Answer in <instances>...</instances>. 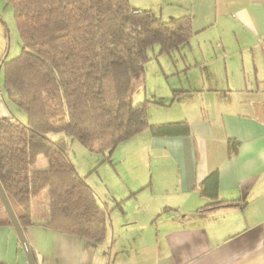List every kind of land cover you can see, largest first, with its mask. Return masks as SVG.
Segmentation results:
<instances>
[{
    "label": "trees",
    "instance_id": "obj_1",
    "mask_svg": "<svg viewBox=\"0 0 264 264\" xmlns=\"http://www.w3.org/2000/svg\"><path fill=\"white\" fill-rule=\"evenodd\" d=\"M8 2L21 49L0 60V91L11 112L0 117V181L23 229L39 220L103 242L110 213L122 209L123 200L114 197L112 207L99 202L70 156V141L78 139L90 152L109 151L110 161L120 142L147 129L153 135L190 131L187 119L150 123L147 99L133 97L145 81L149 48L180 49L198 33L192 15L164 20L130 0ZM228 144L230 153L237 151L236 139ZM40 157L46 164H39ZM198 188L208 198L200 211L240 204L239 198L219 197L218 169ZM46 190L47 212L35 219L36 199ZM0 204V226L14 229L1 199Z\"/></svg>",
    "mask_w": 264,
    "mask_h": 264
},
{
    "label": "crops",
    "instance_id": "obj_2",
    "mask_svg": "<svg viewBox=\"0 0 264 264\" xmlns=\"http://www.w3.org/2000/svg\"><path fill=\"white\" fill-rule=\"evenodd\" d=\"M130 2L164 20L191 14L198 32L215 27L230 32L229 37L220 33L218 41L224 46L237 45L243 62L246 56L253 66L250 91L254 96L238 100L235 105L225 104L219 120L212 121L208 115L190 122L186 118L190 124L187 134L150 132L148 145L164 149L162 156L169 155L177 162L178 175L175 188H171L174 180L163 170L167 183L152 194L149 202L139 206L146 213L147 225L132 216L120 223L125 230L116 232L114 218L110 217L108 237L96 243L35 221L24 232L37 264H264V0ZM10 16L14 19L12 5L0 0V60L12 49ZM224 54L227 58V49ZM247 86L230 87V91L249 90ZM10 113L0 91V117ZM230 138L239 142L234 153L229 151ZM213 169L219 170V197L239 198L240 204L199 210L208 198L200 193L198 185ZM144 184L138 191L155 184L153 175ZM158 196L163 200L156 208ZM169 199H173L172 204ZM114 210L122 213L116 218L124 216V208ZM0 264H28L10 226H0Z\"/></svg>",
    "mask_w": 264,
    "mask_h": 264
},
{
    "label": "rangeland",
    "instance_id": "obj_3",
    "mask_svg": "<svg viewBox=\"0 0 264 264\" xmlns=\"http://www.w3.org/2000/svg\"><path fill=\"white\" fill-rule=\"evenodd\" d=\"M7 19L12 33L10 55L14 56L19 53L21 44L13 16ZM220 33L225 32H221L217 27L198 32L190 40V44L184 43L180 49L170 52L160 53L158 44L149 48L150 58L144 63L145 81L136 90L133 100L138 102L147 99L150 123L186 118L198 120L206 115L212 121L219 120L220 109L224 108L225 104L235 105L238 100L251 98V94L254 96L250 91L253 66L248 63L246 56V61L243 62L237 45L221 44L218 41ZM224 36L229 37L232 34L226 32ZM225 49L229 53L227 58L224 57ZM245 74L248 75V80L245 79ZM246 84L249 90H238L246 87ZM230 87L238 89L230 91ZM177 89L184 91L176 95ZM219 126L218 121L217 130ZM149 134L150 130L147 129L120 142L112 151L110 161L105 159L106 155L110 154L109 151L108 154L90 152L78 139L70 141V156L78 172L85 176L95 189L99 202L112 207L115 203L114 197L123 200L124 216L116 218L117 214H122L117 210L112 211L110 215L114 218L116 232L120 228L125 230V226L120 227V223L131 220L132 216L142 219L138 223L147 225L146 213L140 211L139 206L149 202L152 194L161 190L167 183L162 176L163 170L174 180V186L171 188H175L177 162L169 155L162 156L165 154L164 149L148 145ZM39 164H46V159L40 157ZM152 175L155 184L138 191ZM134 191L136 193L133 195ZM44 192L40 199H36L39 201V215L47 212V190ZM162 200V196L157 197L156 208ZM172 201L173 199H169L168 203L172 204ZM0 213L3 214L1 204ZM35 216L34 214V218Z\"/></svg>",
    "mask_w": 264,
    "mask_h": 264
},
{
    "label": "water",
    "instance_id": "obj_4",
    "mask_svg": "<svg viewBox=\"0 0 264 264\" xmlns=\"http://www.w3.org/2000/svg\"><path fill=\"white\" fill-rule=\"evenodd\" d=\"M0 199L2 201V204L12 222L13 228L19 238V241L22 245V248L25 252V255L27 257L28 260V264H37L36 262V256L32 250V247L26 237V234L24 232V229L17 217V214L13 208L12 203L9 200V197L7 195V193L5 192V189L0 181Z\"/></svg>",
    "mask_w": 264,
    "mask_h": 264
}]
</instances>
